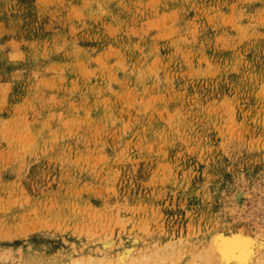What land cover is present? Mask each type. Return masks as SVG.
<instances>
[{"label": "rangeland", "instance_id": "1", "mask_svg": "<svg viewBox=\"0 0 264 264\" xmlns=\"http://www.w3.org/2000/svg\"><path fill=\"white\" fill-rule=\"evenodd\" d=\"M237 232L264 264V0H0V264Z\"/></svg>", "mask_w": 264, "mask_h": 264}, {"label": "bare ground", "instance_id": "2", "mask_svg": "<svg viewBox=\"0 0 264 264\" xmlns=\"http://www.w3.org/2000/svg\"><path fill=\"white\" fill-rule=\"evenodd\" d=\"M242 234L240 232L239 233L237 232V233H232L229 236H225L221 233L220 234L215 233L211 237L210 241L206 240L207 244L205 243L206 245H204V247H198V248H200L201 252L204 253L202 256H205L204 258H206V259L208 258L212 262L211 264H247L248 262L250 263L252 261V259L254 258V256H256V254L258 253V250H256L257 249L256 248L257 247V240L252 236H248V235L244 236ZM106 239L109 240V238H106ZM108 240H106V241L103 240L104 241L103 243H102V241L100 242V243H102V249H101L102 254H104L113 245L112 244L113 242L108 241ZM167 243L168 242H166V245H168ZM170 246H171V248L168 245L167 247L162 248V250H160V251L157 248V250H156L157 252H154L155 251V249H154L151 253L148 252L145 255L147 256L148 259H149V257H153V258L158 257L159 259L160 258L162 259V257H165V255H171L173 253V251H174L173 246L174 245H170ZM167 248H170V249H167ZM153 252H154V254H153ZM116 256L118 257V260H117L118 264H125V262L127 261V258L130 256V254H129V251H126L123 253H118ZM196 257L201 258L200 255H197ZM91 258L92 257H90V259ZM135 258H136V256H135ZM141 258H142V256H141ZM153 258H152V260H153ZM161 259L159 260V262L162 261ZM165 259H166V257H165ZM154 260H156V258ZM133 261H134V259H133ZM149 261H151V260H149ZM90 262L92 264H100V262L102 263V259L101 258H99L97 260L92 259V260H90ZM156 262H158V261H156ZM136 264H139V263H136ZM193 264H194V262H193ZM209 264H210V262H209Z\"/></svg>", "mask_w": 264, "mask_h": 264}]
</instances>
